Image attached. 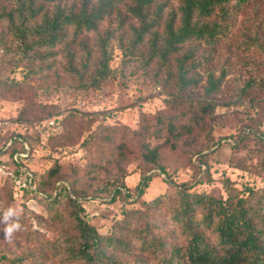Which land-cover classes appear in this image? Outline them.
Segmentation results:
<instances>
[{
    "label": "trees",
    "instance_id": "16d2710c",
    "mask_svg": "<svg viewBox=\"0 0 264 264\" xmlns=\"http://www.w3.org/2000/svg\"><path fill=\"white\" fill-rule=\"evenodd\" d=\"M20 69L19 81L12 75ZM113 80L161 88L167 109L138 129L95 127L98 119L76 110L50 121L57 140L88 133L85 162L54 159L45 173L27 175L21 190L42 212L23 207V229L11 243L0 239V264H264V185L241 189L225 177L197 192L177 182V167L151 145L164 138L179 152L225 98L264 100V0H0V99L30 100L38 86L84 94ZM255 134L244 130L232 147ZM213 139L205 133L185 160L206 166L207 181ZM13 140L33 146L26 136ZM17 158L14 183L25 174ZM130 162L142 178L133 192ZM156 175L166 177V190L143 199ZM106 198L139 206L124 208L103 234L86 219L85 202Z\"/></svg>",
    "mask_w": 264,
    "mask_h": 264
},
{
    "label": "rangeland",
    "instance_id": "374dc122",
    "mask_svg": "<svg viewBox=\"0 0 264 264\" xmlns=\"http://www.w3.org/2000/svg\"><path fill=\"white\" fill-rule=\"evenodd\" d=\"M121 57V53L116 50L115 66L120 63ZM25 77L26 72L23 69L12 75V78L19 81ZM35 84L39 85L37 82ZM165 99L161 88L139 80H132L125 87L113 80L100 90L84 94L67 91L51 93L38 86L35 96L30 100L0 99V209L13 205L21 209L26 207L32 213L40 214L42 208L39 203L29 200L21 190V187L26 189L29 185L27 175L45 173L54 159L71 163L85 162V153L80 143L88 133H83L80 140L76 135L57 140L53 138L57 132L48 129L50 121L59 123L65 115L76 110L86 117L93 116L98 119L95 127L104 123L138 129L142 122H155L154 115L167 109ZM225 99V104L217 106L207 116L206 122L197 127L191 138H183L179 143V152H173L169 146H165L164 138L151 141L152 147H160L168 162L177 167V182L194 184L197 192H208L215 187H221V181L225 177L235 181L241 189L264 185V100L257 98L230 102L228 98ZM246 129H253L256 137L246 139L237 148L232 147L235 139ZM207 132L214 136L213 150L206 152L209 154L207 160L211 168L208 175L211 177L210 181L206 180V166H201L200 171L198 167L190 166L185 161L194 146L204 143ZM19 136L29 137L33 146L27 143H21L23 146L14 145L13 139ZM13 149L17 152L14 158L10 155ZM18 156L24 159L22 170L25 174L14 183L16 169L13 160L18 159ZM193 163L198 164L197 156L193 158ZM128 169L126 185L133 192L142 178L136 162H130ZM166 188V177L156 175L143 199L155 197ZM129 197H132L131 194ZM62 200L65 204L66 197L63 196ZM134 201V198L120 199L115 203H111L110 198L86 201V219L100 233H108L124 208L139 206ZM3 234L0 231V239Z\"/></svg>",
    "mask_w": 264,
    "mask_h": 264
},
{
    "label": "clouds",
    "instance_id": "9594fccd",
    "mask_svg": "<svg viewBox=\"0 0 264 264\" xmlns=\"http://www.w3.org/2000/svg\"><path fill=\"white\" fill-rule=\"evenodd\" d=\"M22 211L13 205L0 210V231L4 233V241L11 243L15 234L23 229L20 222Z\"/></svg>",
    "mask_w": 264,
    "mask_h": 264
},
{
    "label": "built area",
    "instance_id": "2783aa9c",
    "mask_svg": "<svg viewBox=\"0 0 264 264\" xmlns=\"http://www.w3.org/2000/svg\"><path fill=\"white\" fill-rule=\"evenodd\" d=\"M53 123L51 122V125H52ZM24 186H25V184H24Z\"/></svg>",
    "mask_w": 264,
    "mask_h": 264
}]
</instances>
